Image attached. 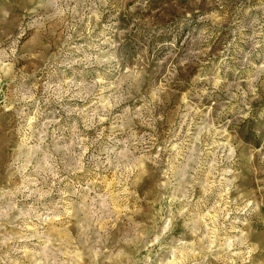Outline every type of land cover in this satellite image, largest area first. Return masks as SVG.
<instances>
[{
    "label": "clouds",
    "instance_id": "9594fccd",
    "mask_svg": "<svg viewBox=\"0 0 264 264\" xmlns=\"http://www.w3.org/2000/svg\"><path fill=\"white\" fill-rule=\"evenodd\" d=\"M0 264H264V0H0Z\"/></svg>",
    "mask_w": 264,
    "mask_h": 264
}]
</instances>
